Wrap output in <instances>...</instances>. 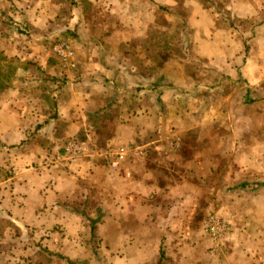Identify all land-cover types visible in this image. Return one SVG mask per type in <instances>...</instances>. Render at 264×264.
<instances>
[{"label": "crops", "instance_id": "1", "mask_svg": "<svg viewBox=\"0 0 264 264\" xmlns=\"http://www.w3.org/2000/svg\"><path fill=\"white\" fill-rule=\"evenodd\" d=\"M218 1L223 0H0V33H10L2 29L10 17L13 29L29 34L18 32V36L30 39L31 47L15 44L12 37L6 42V52L22 56L24 61L32 57L43 72H53L56 84L47 97L39 90L16 88L12 91L14 99L0 105V160L6 150L13 152L6 158L12 168L0 166V219L15 225L17 240L23 242L16 254L4 253L5 262L1 264H9L8 259L16 256L19 259L14 264H84V256L91 258L87 264H96L97 230L93 234L90 220L96 222L97 218V226H104L102 238L110 251L102 252L103 257H109L106 264H258L252 260L256 256L264 264V249L256 248V241L264 242V218L261 220L262 209L257 207L264 189L258 192L254 187V169L248 168L242 158L229 157L223 147H206L199 152L189 137L202 128L205 135H210L213 123L228 113L230 119L244 109L259 113L258 105L245 106L242 102L239 108L232 101L233 97L252 95L264 79L252 70L258 63L253 51L260 50L264 58L262 41L252 37L253 30H249L251 38L247 40L244 29L232 28L258 20L252 3L258 0H235L236 5L227 1L226 9L216 8ZM160 13L169 24L184 30L188 27V63L193 67L187 76L181 70V60L169 63L175 66L173 72L163 71L156 80L126 66L127 58L139 57L128 55L127 47L138 48L143 43L139 41L148 37ZM226 14L230 15L229 24H225ZM235 17L238 24L231 23ZM71 34L78 41L74 70L61 65V74L52 60L59 59L47 56L44 50L43 54L34 53L41 50L36 44L43 46L51 36ZM23 50L27 51L25 55ZM120 55V61H116L115 56ZM132 82L134 89L130 88ZM226 82L231 84L230 90H226ZM245 82L250 91L244 90ZM183 85L188 86L190 95L186 96L196 98V105L201 97H210L204 102L207 107L203 116L195 109L197 115L201 114L186 130L185 141L169 138L171 132L176 134L182 127L181 116L177 115ZM214 99L224 102L214 108ZM129 104L134 107L129 108ZM117 110L126 116L98 123L100 128H111L105 149L131 147L145 152L144 158L127 162L119 174L97 155L75 164L45 142H37L51 128L67 127L71 134L90 128L89 114L96 111L100 118ZM203 117H208V122L199 123ZM233 121L238 124L235 129L239 136L235 139L243 143L249 137L256 140L255 120L238 117ZM248 125L254 126L252 130ZM34 129L42 130L36 133ZM148 131L153 138H146ZM260 142L256 143L258 147ZM180 143L186 154L173 153L181 152L174 149ZM201 186L205 194L218 193L215 198L207 195L203 209ZM214 200L220 201L222 215L234 227L220 252L199 247L202 236L198 214L207 211ZM123 218L135 226L124 235L120 228ZM113 240H120L121 250L113 247ZM146 240L155 242L158 252L155 249L148 254L143 248Z\"/></svg>", "mask_w": 264, "mask_h": 264}, {"label": "rangeland", "instance_id": "2", "mask_svg": "<svg viewBox=\"0 0 264 264\" xmlns=\"http://www.w3.org/2000/svg\"><path fill=\"white\" fill-rule=\"evenodd\" d=\"M229 1L230 3H233L234 5H236V1L235 0H223V1H218V4L215 6L216 8H220V9H226L227 5H229ZM248 1V0H246ZM253 1V0H252ZM251 1V2H252ZM255 3L257 10H255V12L258 14L257 16H254L255 18H258V20H255L254 23H252L253 21H251L249 24L248 22L244 19V21H246V24H242L239 26L238 24V18L235 17V20L232 19L231 23H237L238 26L233 25L232 28L235 29H244V36H247V40H250V33L249 30H253V38L255 36H257L258 41H262L261 43V47L264 48V0H258V2H252ZM233 5V6H234ZM229 7V6H228ZM66 10V12L68 13V10L66 8H64ZM151 11V10H150ZM161 14V13H160ZM230 14V13H229ZM231 15V14H230ZM230 15L226 14L227 17L223 18L226 19L225 24H229L230 22ZM7 23L5 24L4 27H2V29L7 30L9 29L10 33H0V64L3 66V68H5V74L8 75L9 79L11 80V87L10 89L6 90V91H1L0 90V105L2 104H9V100H13L14 97L12 95V91H14V89L18 88L22 91H27V90H32V91H36L39 90V94L40 95H44V96H48V94L52 93V91L55 90V82L52 80L53 76V72L52 75L47 73V72H43L41 70V67H39L36 63H34L33 58H31V61H29L30 59H27L24 61L22 56L16 55V54H8L6 52L7 49V44L6 42H11L12 41V37L16 40L15 44H17V42L22 43L23 45L27 46V48H31L28 46V43H30V39L23 37V36H28L29 34L25 31H21V30H16L13 29L11 26L12 24L10 23V17H7ZM262 23V26H261ZM251 24V25H250ZM8 25L10 28H8ZM253 27V28H252ZM258 27H260L259 29H257ZM177 26L173 25V24H169V22L167 21L166 16H164L163 14L159 15L158 17H156V22L154 23V27L151 29L150 27V32L148 34V37L144 40H140L139 42L143 41V43L138 47V48H131V47H127V51L126 53L128 55L133 56L134 55H138L139 57H136L132 60V58H127V60H125L126 62V66L128 69H133V70H137V72L139 74H141L143 77H150V79L152 78L153 80H156L158 78V76H160L161 74H164V72H173V70L175 69V66L170 65L169 63H172L174 61H182V65H181V70L182 72L187 76L188 74L192 73V67L191 65H189L188 61H189V48H188V35L189 32L188 27L184 29L182 28H178ZM18 32H21L23 36H18ZM14 33L16 35H14ZM257 34V35H256ZM46 43L43 44V46H41L40 44H36L37 47L41 48V50H36L34 51V53H41L43 54V50L44 52H47V56H54V54L51 52V48L53 45L62 43V42H66L69 43L74 50H76L77 56H78V51H77V45L78 41H76V37L71 34L69 36L66 37H54L51 36L50 38L45 40ZM62 41V42H61ZM59 42V43H58ZM46 48V49H44ZM28 50V49H27ZM41 51V52H40ZM27 51L23 50V53L25 55ZM254 57L256 58V60L258 61L257 64H255L254 66H252V70L253 73L260 77V76H264V58L262 57L263 55L260 53V50H254ZM21 55V54H20ZM143 56V59H140V56ZM56 58V57H55ZM145 58V59H144ZM121 59V55L120 56H115V60L116 61H120ZM23 60V61H22ZM55 63V66H57L59 68V72L62 74L64 71H62V67L59 61L52 59ZM143 60V63L140 64ZM128 61V62H127ZM76 67L78 65V61L76 60ZM132 64H129L131 63ZM181 63V62H180ZM139 64V65H138ZM63 66V65H62ZM64 67V66H63ZM75 67V68H76ZM75 68L72 69H67V70H74ZM22 69H25L26 72L22 71ZM127 69V71H128ZM165 69V70H164ZM168 70V71H167ZM75 71L72 72H68V73H73ZM179 74L178 71L175 72V75L177 76ZM25 81V82H23ZM30 81H32L33 83H31ZM173 80L169 81L172 83ZM224 81V80H223ZM168 82V81H167ZM225 82V81H224ZM134 82H132V85H130L131 89L136 88L135 85H133ZM168 86V84H166ZM229 82H226V86L228 90L230 88ZM170 86V85H169ZM172 86V85H171ZM185 87V90H183V92L180 94V97L178 99V106L179 109L178 111L180 112L179 115H177V117L181 118L179 119V121H181V129L179 132H177L176 134L174 133H170L169 134V138H177L179 137V139H181L182 141H185V134H186V130L190 129L194 124H195V120L198 117V115H200L202 113L203 116V112L206 106V103L204 104V102L209 99L208 98H204L201 97L199 103H197L196 105V98H190L186 95H190L189 93H187L188 90V86L187 85H183ZM244 87V90L250 91L251 89H248V83H243L242 85ZM230 90V89H229ZM256 90H260L263 94L261 95H255V91ZM42 97V96H41ZM46 99V98H45ZM47 100L50 101V98H47ZM224 100V99H223ZM220 101L219 99H214L212 101L214 108L219 107L220 105L223 104L224 101ZM232 101L234 104H238L239 108L242 107L239 104H244L246 105H258L257 106V110L259 111L258 114H254L252 109L248 110L244 109L243 111H239L238 113H234L232 114V119H230V114L228 113L226 116L224 117H220L218 118V120L220 121H215L213 123V133H211L210 135H205V129L202 128L196 132L191 133L192 137V144L194 147H196L197 149H200L199 152H203L204 149L206 147H209V149H215L216 147H223L224 149H226V151L228 152V154L230 155L229 157H232L233 159H238V158H242L244 163L248 166V168L250 169H254L255 172V178L252 181L254 187H257L259 190L258 192H260L262 189H264V148H263V139H264V79L261 80L257 85L256 88L253 90V94L252 95H244L242 97L237 96V98L233 97ZM217 104H216V103ZM52 103V102H51ZM52 107V106H51ZM129 108H133L134 104H129L128 106ZM190 108V109H188ZM197 108V109H196ZM196 110L201 111L200 114L197 115ZM171 117L174 118V114L173 112ZM50 116L54 115V112L51 111ZM182 114V115H181ZM126 115L124 113H120L118 110L116 112L112 113H107L105 115H102L100 118L96 117V111L94 113H91L88 115V120L90 122V128L88 129H83V130H79L76 129L73 133L69 134L68 133V128H61V129H54L51 128L50 133L45 132L42 135V140L39 141L38 139V143L40 142H45V144L47 145V147L49 149H54L55 151L59 152V154L63 157H65V159L68 161H70L71 163H75L77 164V161L79 159H90L93 160L92 158L95 157H100L99 153H97L98 151H103L106 150V141L107 139V135L110 134L111 128H100L98 127V123L99 121H111L110 119L115 120H120L121 117H125ZM242 118V120L245 121H252L255 120L256 125L255 127L252 125H248L247 128H249V130H252L250 128L254 127L255 130V136H256V140L255 138H248L247 140H245V142H241L239 139H235L236 136H239L237 134V129H235V127H238L237 122H234L233 119L234 118ZM171 118V119H172ZM2 119V118H1ZM5 119H9V118H5ZM173 120V119H172ZM208 122V117L207 120L203 117L202 121H200L199 123H206ZM174 123V121H173ZM242 125V124H241ZM171 129V128H170ZM169 129V130H170ZM42 129H34V131L37 133V131L41 132ZM34 131H31L32 133ZM12 131L8 134V135H12L11 134ZM73 134V135H72ZM158 135V134H157ZM146 138H153V133L151 131H148V133L145 135ZM168 136V135H167ZM235 139V141H234ZM262 139V142H260V140ZM255 140V141H254ZM71 141H78L80 144H84L82 145L84 148V152L81 155H70L67 153L66 148L68 146V144ZM258 142L261 143V147H258V145L256 144ZM181 143L179 146L174 147L175 150H179L181 152H173L175 154H186V150L185 149H181ZM114 149H118L116 147H112ZM169 149H165L164 150V154L168 151ZM12 151L10 150H6V156L2 157V159L0 160V166L1 168L5 169V167L7 168H12V164L9 165L8 161H7V157L9 155H12ZM133 153H129L130 158L129 159H133L132 156ZM97 155V157H96ZM149 155V154H148ZM151 155V154H150ZM260 158V159H258ZM60 160H63L62 158ZM135 160H137L135 158ZM131 161V160H129ZM98 162V160L96 161ZM227 163V162H226ZM109 167H111V170H113L114 173L119 174L121 168H123V166L127 165L128 163L125 162L122 165L119 166V168L114 169V167L111 166V164L106 163ZM219 181V180H218ZM97 185V183H96ZM23 186V185H21ZM202 187V186H201ZM204 190V186L201 188V191H199L200 194V200L202 202V209L204 208L205 205V201H207V195L210 196L209 198H215V196H217L218 193H213L210 194V192H207V194L203 193L202 191ZM263 192V191H262ZM0 194H2V187H0ZM260 199L259 200V204H257V207L260 209H262L261 211V220L264 218V193H260ZM220 202V201H219ZM219 202L216 203L215 200L208 205L211 206L210 208H208L207 211H201L198 214V218L200 220L201 223V238L202 240L200 241V245L199 247L202 249H208L210 251H218L220 252V250L225 246L226 242H228L227 240L229 239L230 234H232L233 232V225L232 223L229 222V220H227L224 215H222L221 213V209L219 206ZM256 207V208H257ZM100 209V208H98ZM96 210V209H95ZM206 210V209H205ZM84 211V210H83ZM100 214H98L99 216L101 215V210ZM97 212V211H96ZM108 214V211H107ZM106 214V215H107ZM86 215V214H85ZM214 215L219 217L220 219H222L229 227H230V233H228V235L226 236V238L224 240H222V242H216L214 240L211 239L209 232L206 229V224H207V220L208 217ZM98 220V218H97ZM96 220V221H97ZM122 224H120V228H122V234L124 235L126 232L131 233L130 231H133L134 229V225H132V223L130 225H128V223L125 222V219L123 218L122 220ZM100 223V221L97 222V224ZM96 224V264H100V262L102 264H106L107 263V256L103 257V253H107L110 252L107 249V243L104 242L103 238H102V232H104L103 227L100 228L99 226H97ZM157 226V225H156ZM162 228V227H161ZM264 230V229H263ZM6 233V235L3 236V234ZM18 230L15 227V225H12L9 221L6 220H2L0 219V264L4 263V259L2 258V255L4 253L10 252L11 254H16V249H20L21 245H22V241L17 240L18 238ZM11 237V238H10ZM123 237V236H122ZM124 242L126 241V239L123 237ZM113 247L118 251L121 250L120 245L121 242L120 240L117 242H110ZM109 243V244H110ZM26 244V243H25ZM102 247L103 250L102 251ZM145 250L148 251V254L153 253V250L156 249V252H158V247L156 246V243L153 241H145L144 247ZM256 248L258 249H264V242H257L256 241ZM22 249V248H21ZM101 249V251H99ZM259 256L253 257L252 260L255 263L261 264V262H263L262 260H258ZM7 258V257H6ZM151 258V256H150ZM160 257H154V259H151V262H155L156 259H159ZM19 257L16 256L15 259L14 258H9V264H14V262H16V260H18ZM22 259V258H21ZM6 260V259H5ZM83 263L87 264L91 258H87L84 256ZM119 264V263H117Z\"/></svg>", "mask_w": 264, "mask_h": 264}, {"label": "built area", "instance_id": "3", "mask_svg": "<svg viewBox=\"0 0 264 264\" xmlns=\"http://www.w3.org/2000/svg\"><path fill=\"white\" fill-rule=\"evenodd\" d=\"M51 52L54 54V57L59 59L64 68L72 69L76 67V52L73 47L66 42H62L52 46ZM84 144H80L78 141H71L66 151L68 154L72 155H81L84 152L83 146ZM99 156L108 163L111 164L114 169L119 168L125 162H129V160L142 159L145 156V152L141 149L131 148V147H121L118 149L110 148L106 151H98ZM129 153H133V159H129L131 155ZM206 229L210 234L212 240L216 242H222L230 233V227L219 217L211 215L208 217Z\"/></svg>", "mask_w": 264, "mask_h": 264}, {"label": "trees", "instance_id": "4", "mask_svg": "<svg viewBox=\"0 0 264 264\" xmlns=\"http://www.w3.org/2000/svg\"><path fill=\"white\" fill-rule=\"evenodd\" d=\"M10 87H11V80L9 79L8 75L5 74V68H3V66L0 64V90L6 91L10 89ZM83 215L86 216L85 214ZM90 221L92 225V232L93 234H95L96 224L99 220H97L96 222L93 220Z\"/></svg>", "mask_w": 264, "mask_h": 264}]
</instances>
